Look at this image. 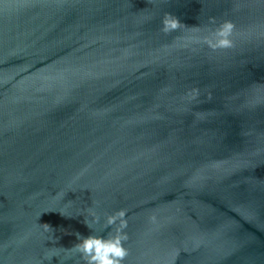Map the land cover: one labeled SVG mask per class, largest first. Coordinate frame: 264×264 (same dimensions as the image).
I'll use <instances>...</instances> for the list:
<instances>
[{
    "label": "water",
    "instance_id": "water-1",
    "mask_svg": "<svg viewBox=\"0 0 264 264\" xmlns=\"http://www.w3.org/2000/svg\"><path fill=\"white\" fill-rule=\"evenodd\" d=\"M118 210L122 264H264V0H0V264Z\"/></svg>",
    "mask_w": 264,
    "mask_h": 264
},
{
    "label": "clouds",
    "instance_id": "clouds-1",
    "mask_svg": "<svg viewBox=\"0 0 264 264\" xmlns=\"http://www.w3.org/2000/svg\"><path fill=\"white\" fill-rule=\"evenodd\" d=\"M182 25L184 24L176 16L165 12L161 19L160 31L169 34L180 29ZM233 27L234 25L231 22L225 21L211 33V36L216 38L215 43L208 37L204 38V42L212 48L231 47L232 41L229 37L232 34ZM88 211L93 217V222L98 223L100 216L93 209ZM125 215L124 210L106 215L103 227L106 229L115 226L114 231L108 232L106 238L98 235L84 237L76 233L78 242L71 248L66 249L74 254L70 259L75 260V264H81V262L82 264H122L128 255V249L124 246L128 239L127 233L124 231L127 228ZM84 223L91 229V223L88 220L85 219ZM43 226L46 230L51 229L48 224H43ZM77 257L78 259H76Z\"/></svg>",
    "mask_w": 264,
    "mask_h": 264
}]
</instances>
